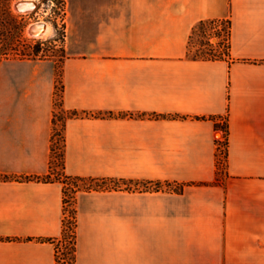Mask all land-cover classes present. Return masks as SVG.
Wrapping results in <instances>:
<instances>
[{
    "label": "crops",
    "instance_id": "crops-1",
    "mask_svg": "<svg viewBox=\"0 0 264 264\" xmlns=\"http://www.w3.org/2000/svg\"><path fill=\"white\" fill-rule=\"evenodd\" d=\"M206 19L231 20L224 58L190 51ZM66 21L64 170L147 183L76 192L75 264H264V0H68ZM57 63L0 61V264H58Z\"/></svg>",
    "mask_w": 264,
    "mask_h": 264
},
{
    "label": "rangeland",
    "instance_id": "rangeland-1",
    "mask_svg": "<svg viewBox=\"0 0 264 264\" xmlns=\"http://www.w3.org/2000/svg\"><path fill=\"white\" fill-rule=\"evenodd\" d=\"M21 0H0V4L4 6V9H11V12L16 17V24H18L17 28L13 27V23H11V19L8 16V13L5 12L3 16V22L0 28V42H5V45L1 48L0 54L4 51L6 46L10 45L11 48H19V51L15 49H10L11 55L10 57H18L15 56L17 52H20V49L28 50V52H32L36 42H44L43 48L40 51V54H49L52 58L60 59L61 55L63 54V50L65 49L66 55V40H67V21H66V14H67V1L68 0H36L37 6L31 11H22L17 7V4ZM35 21H46L51 25V30L47 35H40L34 36L30 32V27ZM211 32H215L214 29ZM19 35V36H17ZM19 37L21 39V43H19ZM207 39L204 34L199 31L194 38V45L192 46V52H197L198 50H207L210 45L207 44ZM3 40V41H2ZM24 40L28 41L30 46H26ZM220 38L217 36L211 37V42L215 45V47L219 46ZM205 43V45H204ZM223 48V46H221ZM220 48V49H221ZM19 58V57H18ZM63 61L57 63V70L62 69ZM61 89H57V97H56V113L61 114L63 117L61 120H58V128L63 129V121H65L69 116L72 115L71 111H67L62 108L61 105ZM62 146V141L59 147ZM52 171H54V176L57 172H62V164L61 160L54 157V161L52 164ZM224 177L226 175L224 174ZM78 185L81 189H87L89 187L95 188L99 186L103 187H145L147 186L146 182H139L135 180H122V179H99V180H91L85 179L80 180ZM155 187H160L161 189H179L180 185L174 182L168 181H154L152 183ZM71 187L73 186L70 185ZM68 207V206H67ZM71 208V207H70ZM66 209L67 216L66 218H70L69 224H71L72 212H68ZM71 214V217H69ZM63 247L61 253L63 252Z\"/></svg>",
    "mask_w": 264,
    "mask_h": 264
},
{
    "label": "trees",
    "instance_id": "trees-1",
    "mask_svg": "<svg viewBox=\"0 0 264 264\" xmlns=\"http://www.w3.org/2000/svg\"><path fill=\"white\" fill-rule=\"evenodd\" d=\"M7 12L8 16L11 19V23H13V27L17 28L18 24H16V17L13 15L11 12V9H4V6L2 3L0 4V28L1 24L3 22V16L4 13ZM214 29L215 32H211V30ZM201 31L204 36H206L207 39V44L210 45V47L207 50H198L195 52V54L201 58H206V59H219V58H224L227 55L230 54V47H231V35H232V23L230 19H206L202 20L194 29L191 39H190V45H191V52H192V46L194 45V38L195 35ZM1 33V31H0ZM19 36V35H17ZM217 36L220 38L219 41V46L220 47H215V45L211 42V37ZM19 43H21V39L19 37ZM3 41V40H2ZM26 46H30L29 42L24 40ZM43 43L44 42H36L35 46L33 48L32 52H28V50L25 49H20V52H17L15 56H18L20 58H52L51 55L49 54H40L41 49L43 48ZM5 45V42H0V50L1 48ZM11 45V44H10ZM10 45L6 46L4 51L0 54V61L4 58L10 57L11 53L10 49H15L16 51H19V48H11L9 47ZM205 45V43H204ZM223 46V48H221ZM221 48V49H220ZM65 56V49L63 50V54L61 55V58H57V62L63 61ZM58 72V90L63 89V83H62V69L57 70ZM63 103V98L61 95V105ZM77 111H73L72 115L77 114ZM63 117H61V114L56 113L54 114V134H53V160L52 164L54 161V157L58 158L61 160L62 164V172H57V174L54 176V171H51L47 175L43 177L45 180H62L65 183V202H66V209L67 207V202L71 204V212L73 214V219L71 220V224H69L68 219L66 218L65 220V227H64V232L62 235V238L60 239L58 243V264H75L76 260V224H77V216H76V207L72 206L75 202V197H76V192L80 190V187L78 185V182L80 180H85V179H91V180H99L96 178H90V177H84L80 175H72L68 174L65 170V141H66V135H65V127H66V121H63V129L58 128V120H61ZM219 125V124H218ZM223 129L226 132V139H225V144L227 145L228 143V132H229V123L226 120L225 123L222 125ZM62 141V146L59 147L60 143ZM225 157L227 158L228 150L227 147L225 148ZM2 175L0 174V178ZM101 179H106V178H101ZM113 179V178H111ZM160 182V181H159ZM169 182V181H168ZM180 185L179 189H176L177 191H182L184 189V183L176 182ZM73 186L71 187L70 185ZM91 188V187H89ZM87 188V189H89ZM96 188H103V186H99ZM63 249L62 256L60 251Z\"/></svg>",
    "mask_w": 264,
    "mask_h": 264
},
{
    "label": "bare ground",
    "instance_id": "bare-ground-1",
    "mask_svg": "<svg viewBox=\"0 0 264 264\" xmlns=\"http://www.w3.org/2000/svg\"><path fill=\"white\" fill-rule=\"evenodd\" d=\"M36 2H37L36 0H21V1L17 4V7H18L19 9H23V10H27V11H29V10H31L32 7H34V6L32 5V3L34 4V3H36ZM36 4H37V3H36ZM39 22H43V23L45 24V28H44L42 34L47 35V34L50 32V30H51V25H50L48 22H46V21H37V22L35 21V23H33V24L31 25V27H32V26H38ZM31 27H30V29H31ZM42 34H41V35H42Z\"/></svg>",
    "mask_w": 264,
    "mask_h": 264
},
{
    "label": "water",
    "instance_id": "water-1",
    "mask_svg": "<svg viewBox=\"0 0 264 264\" xmlns=\"http://www.w3.org/2000/svg\"><path fill=\"white\" fill-rule=\"evenodd\" d=\"M37 3V2H36ZM36 3H32V5L34 6V7H32L31 8V10H33L34 8H36V6H37V4ZM20 10H22V11H26V10H23V9H20ZM31 10H29V11H31ZM44 28H45V24L43 23V22H39V24H38V26H32L31 27V29H30V32H31V34L32 35H34V36H40L41 34H42V32H43V30H44Z\"/></svg>",
    "mask_w": 264,
    "mask_h": 264
},
{
    "label": "built area",
    "instance_id": "built-area-1",
    "mask_svg": "<svg viewBox=\"0 0 264 264\" xmlns=\"http://www.w3.org/2000/svg\"><path fill=\"white\" fill-rule=\"evenodd\" d=\"M67 206H68V208H70L71 207V204L69 203V201L67 202ZM68 212L70 213V209H68ZM73 216V215H72ZM69 217H71V214H69ZM73 218V217H72ZM68 220L70 219V218H67ZM60 253H61V251H60ZM63 254L61 253V255L60 256H62Z\"/></svg>",
    "mask_w": 264,
    "mask_h": 264
}]
</instances>
